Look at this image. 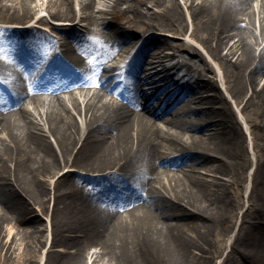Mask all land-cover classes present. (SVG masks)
Here are the masks:
<instances>
[{"label": "bare ground", "instance_id": "bare-ground-1", "mask_svg": "<svg viewBox=\"0 0 264 264\" xmlns=\"http://www.w3.org/2000/svg\"><path fill=\"white\" fill-rule=\"evenodd\" d=\"M28 3L0 4V21L27 23L34 16ZM140 5L125 9L143 22L164 15L179 34L186 31L187 14L197 42L227 71L232 94L251 92L262 145L249 198L237 205L228 190L233 181H245L250 162L240 121L215 78H204L180 49L163 53L174 50L164 36L131 41L135 35L105 21L108 37L129 42L130 50L123 52L129 58L123 71L113 66V75L99 77L98 65L84 59L93 43L88 32L52 25L64 50L44 65L53 37L34 26L0 27V78L6 84L0 89V254L6 259L24 256L37 264L47 241L43 214L53 220L44 264H212L211 235L219 228L230 232L236 208H244L222 264H264V0ZM47 8L50 18L76 17L66 0L50 1ZM152 48L161 49L157 56H149ZM12 54L31 61L17 66ZM173 56V67L190 75L175 90L177 81L157 72ZM204 71L214 74L209 64ZM189 80L203 98L192 97V86L178 96ZM91 85L98 90L89 94ZM144 85L156 94L140 109L139 101L149 97L139 90ZM77 93L87 97L79 102ZM45 94L52 105L41 109ZM126 206L127 216L120 212ZM90 247L96 250L89 263Z\"/></svg>", "mask_w": 264, "mask_h": 264}, {"label": "rangeland", "instance_id": "rangeland-1", "mask_svg": "<svg viewBox=\"0 0 264 264\" xmlns=\"http://www.w3.org/2000/svg\"><path fill=\"white\" fill-rule=\"evenodd\" d=\"M50 1L56 0H29V6L34 11L33 18L27 23H11L0 21V27H11V28H25L27 26H34L41 31H45L49 36L53 37L54 40L48 44V47H56L57 52H61L64 50V46L62 45V39H60L55 32L52 31V25H63L68 26L70 28H78L84 32H88L89 36L92 38V48L90 49L89 54H87L84 59L88 66H99L102 69L101 76H111L115 73V71H109L111 66L119 67V70H123V66L127 61L126 55L123 53L127 49L130 50L129 42H113L110 37H108L106 30L104 29V23L107 20L112 21L114 24L122 27L125 31H128L135 35L134 39L146 38L151 35H161L164 36L165 39L169 42V45L174 50L163 49V53L172 54L173 51L179 49L181 53L187 59H192L198 65L199 71H201L204 75V78H215L217 85L219 86L223 96L228 101L230 107L235 112L238 120L241 123L244 136L245 143L247 147L248 156L250 158V162L245 169V181L242 183L238 180L233 181L232 186L228 189L229 196L233 203L239 204L241 201H247L249 198L251 189H252V179L253 174L256 168V157L261 154V145H262V135H261V115L260 111L255 102L249 100L250 91H246L242 97H236L232 94L229 89V83L227 82L226 73L227 71L221 66L220 62L214 59L210 53L203 48L199 42H197L196 34L194 33V27L191 22L190 17L186 14L187 18V28L183 34H179L174 32L173 28H170V23L168 18L164 15L152 16L149 17L146 21H140L135 18V16L126 8L128 5H136L144 8V5H140V3H146L148 0H66L69 2L72 12L75 13V19H54L49 16V9L47 5ZM63 1V0H62ZM21 0H1V5H7L11 7H19ZM80 17H83L84 20L80 21ZM243 18V17H242ZM258 18V17H256ZM258 21V19H257ZM256 21V22H257ZM246 22V20H245ZM149 23V24H148ZM148 25L145 27V25ZM50 49V48H49ZM127 50V51H128ZM161 50V49H160ZM160 50H156L152 48L149 50V56H157L156 54L160 52ZM49 52V50H48ZM56 53V51H54ZM53 52L50 53L53 56ZM48 55V56H50ZM103 55V59L99 60V57ZM11 57L13 56L10 55ZM19 59L17 56H13ZM201 57V58H200ZM15 62L18 63L20 61L15 59ZM178 61V57H167L165 58V64L163 67H158L159 71H162L161 74L164 75H174L175 72L181 71L178 65L172 67ZM206 64H209L213 70L214 74L205 72L204 69ZM165 68L168 70L165 73ZM118 70V71H119ZM198 71V69H196ZM195 71V73H196ZM187 73L182 70V73ZM190 77L189 74H186ZM264 75V74H263ZM186 79V78H185ZM1 81V80H0ZM92 86V85H91ZM194 93L197 97H204V94L196 88V86L192 87ZM98 90L96 86L90 87V93ZM67 95H65L66 97ZM106 98H111V94L105 93ZM79 102L84 101L87 97L83 94H76ZM115 101H120L116 97H112ZM68 100V97H67ZM68 104L71 106V103L68 101ZM52 105L51 95H45L43 104L41 105V109H47ZM202 105L209 107L210 105L205 102ZM3 113V114H1ZM29 114L33 120H38L37 112L35 108L30 107ZM4 115V111L0 110V117ZM3 136V135H2ZM67 169H64L62 172L60 171V175L64 173ZM176 170V169H173ZM73 172H77L73 169ZM201 174V175H200ZM197 175H205V171L199 170ZM55 178H52L50 187L52 188L55 184ZM101 199L104 200V194H101ZM137 203L140 206L143 205L142 201L137 200ZM50 210L53 207V201L49 203ZM130 210V206H126L121 209V213L127 216V211ZM244 210V208H236L234 212V216L231 220L234 222L232 229L230 232L222 231L220 228L215 232V234L211 235L210 238V251L212 252V256L214 258L212 264H222L223 260L229 251V245L232 242L235 234L238 231L240 214ZM51 212V211H50ZM50 214V213H49ZM40 223L42 227L45 228V236L47 237L46 243L43 245L42 249L37 255L38 262L37 264H44L46 252L50 247L51 241V229H52V216L51 215H41ZM54 250H62L61 247H54ZM253 249H256V246H253ZM96 249L93 247L88 248V253L86 256L88 257V262H91V253ZM99 264H104V260L100 259ZM0 264H31L27 258L22 256L18 262L14 259H6L3 255L0 254Z\"/></svg>", "mask_w": 264, "mask_h": 264}]
</instances>
